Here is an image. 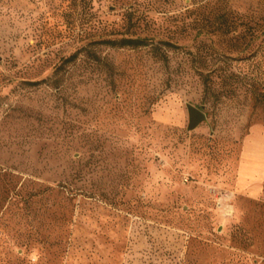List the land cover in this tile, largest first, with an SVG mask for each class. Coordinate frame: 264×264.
<instances>
[{
  "label": "rangeland",
  "instance_id": "374dc122",
  "mask_svg": "<svg viewBox=\"0 0 264 264\" xmlns=\"http://www.w3.org/2000/svg\"><path fill=\"white\" fill-rule=\"evenodd\" d=\"M0 264H264V0H0Z\"/></svg>",
  "mask_w": 264,
  "mask_h": 264
},
{
  "label": "trees",
  "instance_id": "16d2710c",
  "mask_svg": "<svg viewBox=\"0 0 264 264\" xmlns=\"http://www.w3.org/2000/svg\"><path fill=\"white\" fill-rule=\"evenodd\" d=\"M236 25L233 24V22H228L225 25V31L232 33L233 31L236 30ZM106 43H108L111 46H127V47H138V46H142V45H148L150 44V41L147 40V37H123V38H119V39H109L105 41ZM160 43L167 45V46H172L174 44H172L169 41L166 40H162L160 41ZM156 46H153V49H155ZM75 57V55H74ZM201 78H202V82L204 85V89L208 90V88L210 87L209 84V80H208V76L204 74L203 71L200 72ZM36 82V81H35Z\"/></svg>",
  "mask_w": 264,
  "mask_h": 264
},
{
  "label": "water",
  "instance_id": "95a60500",
  "mask_svg": "<svg viewBox=\"0 0 264 264\" xmlns=\"http://www.w3.org/2000/svg\"><path fill=\"white\" fill-rule=\"evenodd\" d=\"M189 112V124L188 128L193 129L195 128L201 121L206 118V114L202 111V109L197 108L193 105L188 106Z\"/></svg>",
  "mask_w": 264,
  "mask_h": 264
},
{
  "label": "bare ground",
  "instance_id": "6f19581e",
  "mask_svg": "<svg viewBox=\"0 0 264 264\" xmlns=\"http://www.w3.org/2000/svg\"><path fill=\"white\" fill-rule=\"evenodd\" d=\"M251 157V156H250ZM254 158V157H253ZM256 158V157H255Z\"/></svg>",
  "mask_w": 264,
  "mask_h": 264
}]
</instances>
